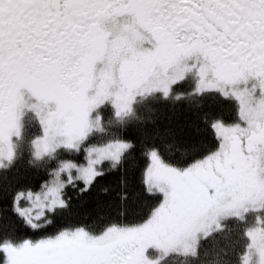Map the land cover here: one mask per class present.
Instances as JSON below:
<instances>
[{
	"label": "snow or ice",
	"instance_id": "snow-or-ice-1",
	"mask_svg": "<svg viewBox=\"0 0 264 264\" xmlns=\"http://www.w3.org/2000/svg\"><path fill=\"white\" fill-rule=\"evenodd\" d=\"M207 97L235 103V119L202 111ZM179 105L199 123L161 124ZM137 154L142 194L122 179L95 220L61 222L70 192ZM141 195L156 202L129 222ZM233 252L264 264V0H0V264H233Z\"/></svg>",
	"mask_w": 264,
	"mask_h": 264
},
{
	"label": "trees",
	"instance_id": "trees-1",
	"mask_svg": "<svg viewBox=\"0 0 264 264\" xmlns=\"http://www.w3.org/2000/svg\"><path fill=\"white\" fill-rule=\"evenodd\" d=\"M202 111H211L218 115H223L225 119L231 121L236 116V105L233 102H222L219 99L213 97L205 98L203 102ZM159 120L161 124H167L169 122L174 124H187L191 122L199 123L197 120V114L194 111L189 110L186 105H179L173 108L172 106L161 107L159 112ZM203 127V125H200ZM202 139L205 142L206 147H210L213 143L212 135L209 131L203 133ZM146 165V160L140 154H137L134 159L127 166L126 172H118L109 174L99 183L96 184L90 191L78 194L75 191L70 192L73 197L72 206L67 213L62 217L64 223H87L91 220H95L99 212V208L102 204H107L115 200L116 192L119 190L120 181L126 179L128 191L130 197L132 194H142V170ZM17 174L21 176L27 175L29 182L35 183L39 179V175L27 171L25 161H21L17 165ZM107 189L108 191H103ZM156 201L152 198L141 195L140 200L136 201L137 212L135 215L129 218V222L134 221L144 215L148 210V206L154 204ZM105 219H117V214L113 209L106 216ZM15 227V235L19 238L39 239L44 233L33 232L23 227ZM49 229V234L51 233ZM219 239V238H218ZM211 244V242H209ZM224 246V241L221 240L220 247ZM239 251V248L236 249ZM230 259L235 264L236 256L233 252ZM175 264H179V258L176 259Z\"/></svg>",
	"mask_w": 264,
	"mask_h": 264
}]
</instances>
